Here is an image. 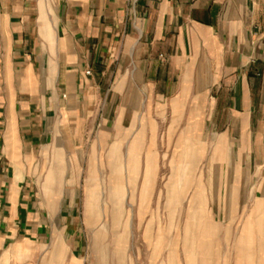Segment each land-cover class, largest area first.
<instances>
[{"label": "crops", "instance_id": "1", "mask_svg": "<svg viewBox=\"0 0 264 264\" xmlns=\"http://www.w3.org/2000/svg\"><path fill=\"white\" fill-rule=\"evenodd\" d=\"M153 144L263 217L264 0H0V264L76 260L83 176Z\"/></svg>", "mask_w": 264, "mask_h": 264}, {"label": "rangeland", "instance_id": "2", "mask_svg": "<svg viewBox=\"0 0 264 264\" xmlns=\"http://www.w3.org/2000/svg\"><path fill=\"white\" fill-rule=\"evenodd\" d=\"M187 146L153 144L152 161L143 160L141 167L138 160L136 175L130 173V151L116 153L114 146L108 147L104 170L94 168L83 176L84 186L96 190L94 202H88L90 191L77 193L81 255L55 263L45 254L25 255L23 264H188L184 244L192 223L197 237L193 264H264V209L260 218L254 193L213 191V179L206 173L208 154L183 157ZM149 162L152 176L146 183ZM178 184L182 188L174 190ZM242 198L243 207L238 206Z\"/></svg>", "mask_w": 264, "mask_h": 264}, {"label": "bare ground", "instance_id": "3", "mask_svg": "<svg viewBox=\"0 0 264 264\" xmlns=\"http://www.w3.org/2000/svg\"><path fill=\"white\" fill-rule=\"evenodd\" d=\"M118 167L120 169V165ZM133 167H136V162L133 163ZM150 179H151V177L147 176L146 177V183H148L150 181ZM88 202H89V204H92L94 202V197L92 198V196H90V198L88 199ZM192 224L189 225V227H188V234L186 236L185 244H184L186 256L188 259V264H193L194 255H195V247H196V243H197V237L195 236V232H194L195 230H194ZM260 232H262L261 227L259 228V233ZM59 254H60V252H59ZM59 256L60 255H58L57 258H60Z\"/></svg>", "mask_w": 264, "mask_h": 264}, {"label": "built area", "instance_id": "4", "mask_svg": "<svg viewBox=\"0 0 264 264\" xmlns=\"http://www.w3.org/2000/svg\"><path fill=\"white\" fill-rule=\"evenodd\" d=\"M87 73H89V72H87Z\"/></svg>", "mask_w": 264, "mask_h": 264}]
</instances>
